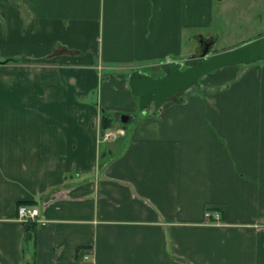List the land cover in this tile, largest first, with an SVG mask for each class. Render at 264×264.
Returning <instances> with one entry per match:
<instances>
[{"label":"crops","instance_id":"0c3cea01","mask_svg":"<svg viewBox=\"0 0 264 264\" xmlns=\"http://www.w3.org/2000/svg\"><path fill=\"white\" fill-rule=\"evenodd\" d=\"M211 14L0 0V264H264V62L217 68L156 115L129 84L199 50ZM107 111L133 118L104 132Z\"/></svg>","mask_w":264,"mask_h":264},{"label":"water","instance_id":"95a60500","mask_svg":"<svg viewBox=\"0 0 264 264\" xmlns=\"http://www.w3.org/2000/svg\"><path fill=\"white\" fill-rule=\"evenodd\" d=\"M196 50L183 62L164 60L160 67L164 75H152L135 70L129 75L132 93L139 97L140 108L156 115L168 99L199 84L207 73L224 66L252 64L264 59V35L237 47L209 55V48L197 53ZM1 62V59H0ZM185 66V68H183ZM133 118L131 114H121L117 119L125 127ZM113 117L103 114L101 128L103 131L113 126Z\"/></svg>","mask_w":264,"mask_h":264},{"label":"rangeland","instance_id":"374dc122","mask_svg":"<svg viewBox=\"0 0 264 264\" xmlns=\"http://www.w3.org/2000/svg\"><path fill=\"white\" fill-rule=\"evenodd\" d=\"M210 18V21L199 30L214 39L209 49V55H212L264 35V0H212ZM195 31H198V29H190V33ZM262 61L264 62V59L256 63H261ZM147 71L156 75L161 70L148 68ZM101 85L102 82L94 89V105L99 103ZM136 99L138 100L139 98ZM140 112L143 113L145 111L139 108L138 113ZM126 113L121 112L120 114ZM107 114L113 117L114 124L112 127L116 128L118 125L117 119L120 115H117L114 111H107ZM133 123L135 122H131L130 125H133ZM108 144L111 145V143H102L101 148Z\"/></svg>","mask_w":264,"mask_h":264},{"label":"built area","instance_id":"2783aa9c","mask_svg":"<svg viewBox=\"0 0 264 264\" xmlns=\"http://www.w3.org/2000/svg\"><path fill=\"white\" fill-rule=\"evenodd\" d=\"M18 217L20 220L22 221H41V217H40V209L39 207L36 206H28L26 204H21L19 205L18 208ZM213 215V213L211 211H207L206 212V217H211ZM215 217L217 218V221L220 219V214L219 213H215ZM87 257V256H86Z\"/></svg>","mask_w":264,"mask_h":264},{"label":"trees","instance_id":"16d2710c","mask_svg":"<svg viewBox=\"0 0 264 264\" xmlns=\"http://www.w3.org/2000/svg\"><path fill=\"white\" fill-rule=\"evenodd\" d=\"M12 60L13 59H7L6 62H9V61H12ZM34 203H35V201H31L29 203H22V204H26V205H29V206H34ZM38 223H39V221H32V220L24 221V228H25L26 233L28 235H31L32 233H34L35 232L36 225Z\"/></svg>","mask_w":264,"mask_h":264},{"label":"flooded vegetation","instance_id":"af4514ba","mask_svg":"<svg viewBox=\"0 0 264 264\" xmlns=\"http://www.w3.org/2000/svg\"><path fill=\"white\" fill-rule=\"evenodd\" d=\"M199 40H200V47H199V50L197 53L202 52L205 48L210 49V47L212 46V44L214 42L213 38H211L205 34L201 35ZM183 68H185V67L183 66Z\"/></svg>","mask_w":264,"mask_h":264},{"label":"bare ground","instance_id":"6f19581e","mask_svg":"<svg viewBox=\"0 0 264 264\" xmlns=\"http://www.w3.org/2000/svg\"><path fill=\"white\" fill-rule=\"evenodd\" d=\"M36 223V222H35Z\"/></svg>","mask_w":264,"mask_h":264}]
</instances>
